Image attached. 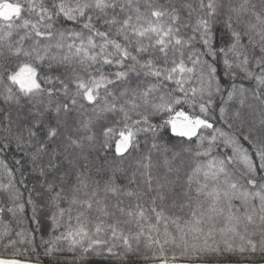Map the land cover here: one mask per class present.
<instances>
[{
    "label": "snow or ice",
    "instance_id": "6c2138e0",
    "mask_svg": "<svg viewBox=\"0 0 264 264\" xmlns=\"http://www.w3.org/2000/svg\"><path fill=\"white\" fill-rule=\"evenodd\" d=\"M97 258L264 262V0H0V264Z\"/></svg>",
    "mask_w": 264,
    "mask_h": 264
},
{
    "label": "trees",
    "instance_id": "16d2710c",
    "mask_svg": "<svg viewBox=\"0 0 264 264\" xmlns=\"http://www.w3.org/2000/svg\"><path fill=\"white\" fill-rule=\"evenodd\" d=\"M17 178L19 179V174H17ZM200 262H211V261H200ZM219 262H229V261H224V260H221ZM231 262H235V263H238L237 261H231ZM47 263V261L45 262ZM255 263H263L262 261L260 260H257ZM93 264H104L103 261L99 260L98 258L95 259L93 261ZM129 264H150V262H145L143 260H136L135 258H132L130 261H129Z\"/></svg>",
    "mask_w": 264,
    "mask_h": 264
},
{
    "label": "water",
    "instance_id": "95a60500",
    "mask_svg": "<svg viewBox=\"0 0 264 264\" xmlns=\"http://www.w3.org/2000/svg\"><path fill=\"white\" fill-rule=\"evenodd\" d=\"M47 264V263H45ZM197 264H213V262H197ZM218 264H238V263H235V262H218ZM242 264H246V262H242ZM255 264H264L263 263H255Z\"/></svg>",
    "mask_w": 264,
    "mask_h": 264
}]
</instances>
